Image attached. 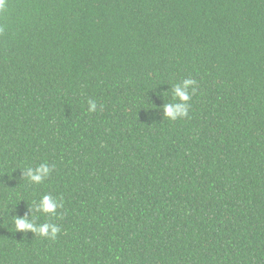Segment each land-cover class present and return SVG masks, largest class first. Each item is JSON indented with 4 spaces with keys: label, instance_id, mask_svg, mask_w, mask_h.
I'll use <instances>...</instances> for the list:
<instances>
[{
    "label": "trees",
    "instance_id": "obj_1",
    "mask_svg": "<svg viewBox=\"0 0 264 264\" xmlns=\"http://www.w3.org/2000/svg\"><path fill=\"white\" fill-rule=\"evenodd\" d=\"M6 2L0 264H264V0ZM44 194L55 240L13 224Z\"/></svg>",
    "mask_w": 264,
    "mask_h": 264
},
{
    "label": "clouds",
    "instance_id": "obj_2",
    "mask_svg": "<svg viewBox=\"0 0 264 264\" xmlns=\"http://www.w3.org/2000/svg\"><path fill=\"white\" fill-rule=\"evenodd\" d=\"M0 11H7L6 0H0ZM3 29H0L2 31ZM197 91V81L192 78H183L179 82L171 84L169 89L163 95L171 96L167 103L162 104V118L169 121H177L178 119L190 118L191 98ZM103 108V105H100ZM87 111L94 113L97 111V101L89 99L87 101ZM55 169V165L48 161L38 163L35 166L28 165L22 170V175L28 183L39 185L44 183L51 176ZM63 206L62 199L54 197L50 194L42 195L39 200H33L29 212L24 216L14 215L13 224L16 232L38 234L43 238L55 240L60 227L48 221L36 223L40 216H57L58 209Z\"/></svg>",
    "mask_w": 264,
    "mask_h": 264
}]
</instances>
